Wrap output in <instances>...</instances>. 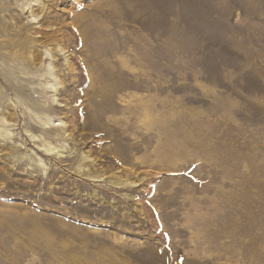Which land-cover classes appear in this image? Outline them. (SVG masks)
Listing matches in <instances>:
<instances>
[{"label": "rangeland", "instance_id": "374dc122", "mask_svg": "<svg viewBox=\"0 0 264 264\" xmlns=\"http://www.w3.org/2000/svg\"><path fill=\"white\" fill-rule=\"evenodd\" d=\"M1 2L0 264H264V0Z\"/></svg>", "mask_w": 264, "mask_h": 264}, {"label": "bare ground", "instance_id": "6f19581e", "mask_svg": "<svg viewBox=\"0 0 264 264\" xmlns=\"http://www.w3.org/2000/svg\"><path fill=\"white\" fill-rule=\"evenodd\" d=\"M38 0H35V3L37 2ZM34 5V4H33ZM0 6L2 7V8H8V5H7V3H3V2H1L0 3ZM29 16H31V19H33V18H36V16L37 15H35V14H33V13H31ZM34 23V22H33ZM90 23V22H89ZM39 32V30L38 31H34V33H38ZM54 78L56 79V77L54 76ZM57 81H55V82H52V83H50V88H52V89H54V90H56V85H57ZM96 89V88H95ZM98 93V92H97ZM92 94V93H91ZM101 100V99H100ZM100 102V101H99ZM98 102V103H99ZM107 106H108V104H107ZM110 106V105H109ZM108 106V107H109ZM50 119V118H49ZM4 121H6L5 119H4ZM47 124L48 125H52V127H55V126H62L63 124H62V122L60 121V120H57V121H53V120H51V121H49V122H47ZM62 136H64L65 135V133L63 132L62 134H61ZM61 145V144H60ZM47 152H48V154L49 155H53V154H59L58 152H59V150L58 149H56V147L54 146V145H49L46 149H45ZM59 157H63V154H59ZM39 164L41 165V166H44V163L42 162V161H39Z\"/></svg>", "mask_w": 264, "mask_h": 264}]
</instances>
